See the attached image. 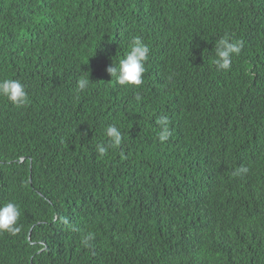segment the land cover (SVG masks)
Masks as SVG:
<instances>
[{
	"label": "trees",
	"instance_id": "trees-1",
	"mask_svg": "<svg viewBox=\"0 0 264 264\" xmlns=\"http://www.w3.org/2000/svg\"><path fill=\"white\" fill-rule=\"evenodd\" d=\"M135 36L143 84L121 86L106 68ZM5 78L30 102L0 97V205L21 212L0 264H264V0H0Z\"/></svg>",
	"mask_w": 264,
	"mask_h": 264
},
{
	"label": "clouds",
	"instance_id": "clouds-1",
	"mask_svg": "<svg viewBox=\"0 0 264 264\" xmlns=\"http://www.w3.org/2000/svg\"><path fill=\"white\" fill-rule=\"evenodd\" d=\"M243 48V41L235 39L231 33L225 32L214 43L212 49L214 56L211 60L212 65L218 70L229 71L232 65L233 55H239ZM150 48L141 36L133 37L123 53L122 58L117 63H113L106 68L107 73L118 85L139 87L143 84V74L146 71L145 63L149 59ZM91 80L87 76H80L76 81V91L86 90ZM0 97L6 98L8 102L16 107H23L28 104L29 95L25 85L18 79L5 78L0 80ZM140 100V96H136ZM170 117H162L159 121L161 129L159 141L166 142L172 135L169 128ZM103 135L108 143H97L95 149L100 157H105L110 148H118L122 143V133L115 124H108L104 128ZM21 212L19 207L13 202L0 205V232H8L15 235L21 230L18 223ZM91 237L84 236L83 243L87 246Z\"/></svg>",
	"mask_w": 264,
	"mask_h": 264
}]
</instances>
